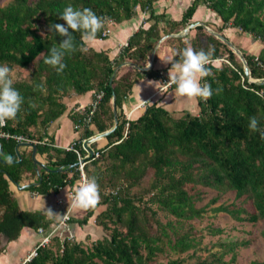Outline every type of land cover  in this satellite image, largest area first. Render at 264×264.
<instances>
[{
  "label": "trees",
  "instance_id": "trees-1",
  "mask_svg": "<svg viewBox=\"0 0 264 264\" xmlns=\"http://www.w3.org/2000/svg\"><path fill=\"white\" fill-rule=\"evenodd\" d=\"M156 1L9 0L0 6V65L10 69L31 67L27 79L14 80L13 84L23 97L21 109L0 129L48 140L51 144H35V153L45 154L49 169H59L40 168L37 183L27 189L44 195L78 183L77 154L54 146L47 137L48 126L66 110V98L102 91L88 125L76 129L82 113L68 111L78 133L74 140L80 153L84 154L81 139L114 126L103 137V145H96L98 140L91 143L98 156L89 157L83 166L85 175L97 177L98 204L103 207L95 213L94 223L103 236L89 245L83 240L54 236L48 245L37 249L36 256L22 264H237L239 248L247 246L250 239L217 240L210 246H201L192 220L202 218L210 207L214 213H226L238 222H264V139L259 132L248 129L253 116L264 129V83L250 81L239 57L203 26L191 28L192 36L170 35L198 21L194 14L200 5H205L221 19L218 31L226 26L239 28L254 41L264 43V0H189L179 19L156 13ZM68 5L90 8L106 18L96 34L99 39L108 36L103 31L109 20H129L137 9L146 12L147 19L153 22L147 27L139 26L114 57L87 46L81 33L73 32L77 51L65 55L66 67L58 73L44 63L41 53L46 55L49 48L64 39L49 32L48 26L64 23L58 15ZM164 36L160 43L170 47L171 57L173 50L185 47L206 52L213 49V62L206 66L211 75L201 80L211 86L213 94L207 100L196 98V113L183 111L174 116L154 101L146 104L137 117L127 120L122 104L136 81L145 77L161 79L171 67L170 63L154 67L155 46ZM238 49L250 76L263 78L264 46L256 54ZM153 50V64L140 69L147 65ZM16 145L13 139L0 138V152L16 160L18 150L21 156L19 163L0 162V235H6L8 241L17 239L23 227L36 232L38 227L48 229L56 222L41 210L20 208L13 196L10 183H18L26 172L35 174L31 151H20V146L16 150ZM204 187L215 194L198 206ZM228 193H233L231 201L213 205ZM94 210L95 207L87 209L80 219L71 217L70 223L88 224ZM157 210L172 216L174 222L161 223ZM207 230L210 234L223 232L213 225H208ZM259 235L264 242V227ZM190 250L194 259L187 262L181 254ZM158 253H165L164 262L156 260ZM250 264H264V260L253 259Z\"/></svg>",
  "mask_w": 264,
  "mask_h": 264
},
{
  "label": "crops",
  "instance_id": "crops-1",
  "mask_svg": "<svg viewBox=\"0 0 264 264\" xmlns=\"http://www.w3.org/2000/svg\"><path fill=\"white\" fill-rule=\"evenodd\" d=\"M189 2V0H158L155 2V12H163L167 19H179L182 11H184ZM206 9L207 7L205 5H200L194 14V18L204 23L210 15V12L207 13ZM147 15L146 12L137 9L136 14L131 19L124 20L120 23H114L111 28V33L106 38H95L91 42L86 41V44L96 50H104L110 57H114L118 54L121 47L126 44L129 35L137 30L139 26L147 27L153 22L152 19H147ZM156 48L157 57L154 62V67L161 68L166 65V63L162 61L171 58V50L169 46L163 45L162 43H159ZM168 71L169 69L165 73L166 76H168ZM160 84V79L148 77L136 81L132 87L131 94L122 104V112L125 117L128 114H130V118L137 117L144 110L146 104L154 101L157 104L162 105L174 116H179L183 113H179V111H189L191 113L197 112L198 107L196 98L176 96L175 86L167 87L160 91ZM92 96V92H87L81 95L72 94L65 99V112L47 128V137L54 146L65 147L78 136V133L73 128L72 120L68 117V111L72 109L80 112L82 108L89 104ZM142 103H144V105ZM20 147L21 150H30L32 155L31 147ZM34 158L43 164L46 163L44 153H35ZM33 165L35 167V174L31 176L27 172L24 173L17 184L10 183V190L20 208L25 210H41L45 214L46 212L44 211V208H50L54 214L58 215L49 216L46 214L47 217L57 221L67 205V191L69 186L63 187L57 193L51 192L44 195L28 190L27 188L29 185L37 183L38 171L41 168L34 162ZM77 211L79 210L73 209L71 217L74 218ZM70 225L74 234L81 235L83 233L81 229L82 226H79L76 222H71ZM85 225L89 224H84V226ZM38 239L39 235L29 227H23L19 237L15 240L6 241L4 237L0 235V264H22L28 252Z\"/></svg>",
  "mask_w": 264,
  "mask_h": 264
},
{
  "label": "clouds",
  "instance_id": "clouds-1",
  "mask_svg": "<svg viewBox=\"0 0 264 264\" xmlns=\"http://www.w3.org/2000/svg\"><path fill=\"white\" fill-rule=\"evenodd\" d=\"M58 17L64 23L49 24V32L64 37V39L49 48L46 55L44 53L41 55L44 56L46 65L55 68L60 73L66 67L63 63L65 55L77 51L72 33L80 32L82 40L91 42L104 27L106 18L96 15L90 8L76 9L72 5L65 7ZM212 56L213 49L211 48L207 52L203 49L196 51L191 47L173 50L172 57L162 61L171 64L167 86H175V95L178 97L209 99L213 94L211 86L207 83L202 84L201 80L211 75L206 66L213 62ZM13 84L11 69L6 64L0 65V127L6 126L8 121L17 117L23 103V97ZM248 129L250 132H259L261 138L264 139V129L259 127V121L255 116L249 118ZM0 158L7 164L14 162L11 154L0 152ZM99 200L97 177L85 175L82 182L73 190L71 207L74 210L89 209L95 207ZM44 211L49 216L58 215L54 214L50 208H44Z\"/></svg>",
  "mask_w": 264,
  "mask_h": 264
},
{
  "label": "rangeland",
  "instance_id": "rangeland-1",
  "mask_svg": "<svg viewBox=\"0 0 264 264\" xmlns=\"http://www.w3.org/2000/svg\"><path fill=\"white\" fill-rule=\"evenodd\" d=\"M9 0H0V6L4 5ZM207 13L210 15L205 20L204 24L211 28L213 31L219 32L224 34L237 48L243 49V51L247 53H254L256 54L261 47L264 46L263 42L254 41L253 37L249 34L242 32L239 28L226 26L222 27L221 31L218 29L222 26L221 19L216 15V13H212L210 9H206ZM205 17V18H206ZM114 23L110 24V29ZM204 31L210 33V31L204 28ZM43 32V28L41 29ZM111 33V32H110ZM190 36L193 35V30H189L187 32ZM109 35V34H108ZM219 62L220 60H215ZM30 68H18L14 67L11 69V77L13 80L19 79H27L29 77ZM183 111H179L181 113ZM98 144L96 145H103L104 139L100 138L98 140ZM94 145V146H96ZM21 151V147H19ZM204 191L202 200H199L196 205L203 206L214 194L215 191L209 188H202ZM36 194V193H34ZM34 196V195H32ZM233 198V193H228L224 195L219 201L213 205H217L223 201H231ZM103 206L96 205L94 210V215L91 216L88 220L89 225H81L83 233L81 235L74 234V239L76 240H83L85 241L86 245H89L92 240L95 238H99L103 236V231L99 226L94 223V216L97 211H99ZM87 209H82L77 211L74 218L80 219L85 213ZM157 218L161 223H165L168 220L174 222L173 217L170 215L165 214L163 211L157 210ZM193 224L195 226V232L197 237L200 239V245L210 246L217 240H235V239H250V242L247 246L240 247L238 250V257H237V264H250V261L253 259H261L264 260V242L259 235V230L264 227V222L258 221L256 223H248V222H238L233 220L229 215L223 212L214 213L210 207L207 208L205 214L200 219H193ZM208 225H213L215 227H220L223 229V232L219 234H210L207 230ZM74 233V231H73ZM172 238L174 237L173 234ZM1 242V241H0ZM215 249V248H213ZM199 252H195L194 255L199 254ZM192 250L189 252H185L181 254V256L185 257L187 262L193 261L194 258L192 256ZM203 255L205 254L202 253ZM166 259L165 253H158L156 260L160 262H164Z\"/></svg>",
  "mask_w": 264,
  "mask_h": 264
},
{
  "label": "built area",
  "instance_id": "built-area-1",
  "mask_svg": "<svg viewBox=\"0 0 264 264\" xmlns=\"http://www.w3.org/2000/svg\"><path fill=\"white\" fill-rule=\"evenodd\" d=\"M112 23L113 22L111 20H109L107 22V24H106L107 26L103 31L104 35L110 34V32H111L110 24H112ZM215 60H217V59H215ZM219 60H222V59H219ZM160 80H161V84H160L159 90L161 91V90L166 89L168 87L166 84L168 82V76H166L164 74ZM101 97H102V91H98V92L94 93L89 104L86 107L81 109L80 112L82 113V117H81L80 123H78L74 126L76 129H78L82 126H86L90 123L91 117H92V115L96 109V106H97L99 100L101 99ZM142 104L144 105V103H142ZM126 119L127 120L130 119V114H128L126 116ZM0 138L13 139L17 144L22 143V142H28V143H32L34 145L37 143L51 144L48 140H45V139H43L42 141L36 140V139H30V138H27L26 136H24L22 134H15V133H11L9 131H5L2 129H0ZM88 138H84V139L80 140L81 148L84 150V154L80 153L79 149L76 147V140H72L68 145H66L64 147L65 149L72 150L77 154L78 169H79L78 183L76 185H74V187H71L68 189V191H67V205H66L65 209L63 210L60 218L55 223H53L48 229H44L42 227H38L36 229V233L39 235V239L34 243L33 247L28 252L24 261L31 259L32 257L36 256L37 255V249L39 247H43V246L48 245L51 241V238L54 236H57L59 238L67 236L69 239L74 240V238H75L74 233H73V230H72L71 225H70V219H71L72 210H73V208L71 207L72 193H73V190L79 185V183L82 182V179L85 176V173L83 171V166H84L85 160L88 159L89 157H97L98 156V152L91 147V143H86V140Z\"/></svg>",
  "mask_w": 264,
  "mask_h": 264
},
{
  "label": "water",
  "instance_id": "water-1",
  "mask_svg": "<svg viewBox=\"0 0 264 264\" xmlns=\"http://www.w3.org/2000/svg\"><path fill=\"white\" fill-rule=\"evenodd\" d=\"M196 25H201L203 26L204 28L208 29L210 31L211 34H213L215 37H217L218 39H220L221 41H223L224 43H226L232 50L233 52L239 57V59L241 60L242 64H243V70H244V73L246 76H248L249 80L250 81H254V82H258V83H264V77L263 78H260V79H254L250 76V71H249V67L246 63V60L242 54V52L222 33H219V32H216V31H213L211 28H209L208 26H206L202 21H196L194 23H191L189 25H187L183 30H181L180 32L178 33H175V34H170V35H177V36H182V35H185L191 28L195 27ZM166 36L162 37L159 42L157 43V45L155 46V48L158 46V44L165 38ZM154 48V50H155ZM154 50L152 51L151 55H150V59L147 63L146 66L144 67H139L140 69H148L152 64H153V57H154ZM123 65L125 64H129V62H123L122 63ZM119 67L116 68V70L118 69ZM114 127V126H113ZM108 129L106 131H103V132H100V133H97L95 135H92L91 137H89L87 140H86V143H92L93 141H96L102 137H104L108 132H110L112 129ZM19 146H30L31 149H32V159H33V162L40 166L42 169H45V170H49V171H57L59 169H56V170H51L49 169L45 164L37 161L35 158H34V155H35V152H36V147L34 144L32 143H28V142H22V143H18L16 145V150H17V147ZM17 159L14 160L13 163H19L20 160H21V156H20V153L18 152L17 150ZM0 162L3 163V164H7L4 162V160L2 158H0ZM14 184H17V183H14ZM2 236L4 237V239L6 241H8V238L6 235L2 234Z\"/></svg>",
  "mask_w": 264,
  "mask_h": 264
}]
</instances>
